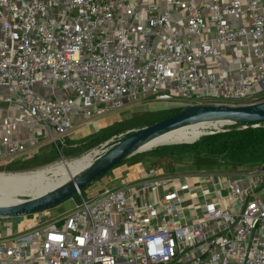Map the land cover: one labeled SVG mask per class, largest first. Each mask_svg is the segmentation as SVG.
I'll return each mask as SVG.
<instances>
[{
	"label": "built area",
	"instance_id": "2783aa9c",
	"mask_svg": "<svg viewBox=\"0 0 264 264\" xmlns=\"http://www.w3.org/2000/svg\"><path fill=\"white\" fill-rule=\"evenodd\" d=\"M148 97L264 101V0H0V106L40 127L2 137L0 162L40 138L62 154L77 119ZM145 179L89 201L80 192L71 215L20 234L6 222L0 264H264V169Z\"/></svg>",
	"mask_w": 264,
	"mask_h": 264
},
{
	"label": "water",
	"instance_id": "95a60500",
	"mask_svg": "<svg viewBox=\"0 0 264 264\" xmlns=\"http://www.w3.org/2000/svg\"><path fill=\"white\" fill-rule=\"evenodd\" d=\"M210 124L201 137L224 131L236 125L264 124V101L246 106L201 105L184 107L180 112L151 126L129 133L82 172L61 186L18 204L0 207V217L12 218L42 212L72 198L115 167L148 149L157 139L184 128ZM195 143V142H194ZM160 147V146H158ZM155 147V148H158ZM154 149V148H153Z\"/></svg>",
	"mask_w": 264,
	"mask_h": 264
},
{
	"label": "rangeland",
	"instance_id": "374dc122",
	"mask_svg": "<svg viewBox=\"0 0 264 264\" xmlns=\"http://www.w3.org/2000/svg\"><path fill=\"white\" fill-rule=\"evenodd\" d=\"M185 104L186 103L181 100H177L173 102H159V101L154 100L151 97H148L147 99H140L136 102L129 103L123 109L119 111L112 112L108 115H105L99 118H95V120L91 121L94 123L93 127H92V124H90L91 126H89V129L91 130L95 129V130H98V132H103L104 129L113 128L115 132H121V131H126L131 128H142L144 126L146 127L151 126L155 123H158L168 118L172 112L171 110L181 108V107L182 108L188 107ZM89 129L86 130V133L91 132V130ZM192 144L194 143L176 144V145L182 146V145H192ZM169 145H172V144H165L160 147L169 146ZM176 145H173V146H176ZM94 150L95 149H91L86 152L77 153V154L75 150L67 151L62 154L57 152V155L55 157L51 156L49 160H47L49 163L45 165H41L37 168H33L30 170H26V171H20V172L0 171V174L16 176L18 174H25V173H32V172H39V171H59L65 168L66 166L74 164L82 160L83 158L87 157L88 155H91V153ZM163 160L161 159V156L159 154L151 153V154H146L145 157H140L138 159H134V160L132 159L130 161H127L125 164H123L126 167L122 173V176L124 178L123 181H128L130 183L131 188L143 186L144 182L146 181L145 177L152 176V173H151L152 169H150L151 167H153L155 171L159 173L164 172V169L162 166V164H164ZM182 162H186V161L183 160ZM142 165H143V168H141ZM119 167L120 166L115 167L104 177L105 178L106 176L113 177L117 173L115 170L118 169ZM187 167H189V165H187ZM197 167L195 166V169H194L196 173L190 174V175H200V174L205 173L204 170L200 169L199 171ZM2 169H6V166L4 165V163L0 162V170ZM255 169L251 168L253 172L262 170V169L260 170H255ZM142 174L145 175L143 179H142L143 177ZM87 190L88 189L83 190L84 191L83 196L86 201H89L92 197L98 194L96 192L91 195ZM31 197H33L32 194H21L17 196V198L21 201L30 199ZM78 197L79 196L77 194L73 196L72 198H69L63 201L62 203L56 206H53L45 211L30 213L27 215V220H24V216H15V217L8 218V219L0 217V240L3 238L4 232H6L5 230L6 222L8 223L12 222L13 224H15L14 232L16 234H20L23 232V230L33 227L38 219H41L43 224L53 223L55 222L56 219H59L64 216H69L74 212L78 203L80 202V199Z\"/></svg>",
	"mask_w": 264,
	"mask_h": 264
},
{
	"label": "crops",
	"instance_id": "0c3cea01",
	"mask_svg": "<svg viewBox=\"0 0 264 264\" xmlns=\"http://www.w3.org/2000/svg\"><path fill=\"white\" fill-rule=\"evenodd\" d=\"M43 94L46 96L47 94L49 95V93L46 91H44ZM27 119H28L27 113L20 108H15V107L10 108L7 106H0V141L2 137L8 135L15 136L20 140L22 139L28 141L31 138L33 132L37 131L38 133H40L39 126L24 124ZM92 120H95V118H93ZM91 121L82 122L80 119L76 120L77 125L75 129L68 134L66 138V144L62 148L63 153L67 151L75 150L77 154V153L86 152L91 149H97L101 145L105 144L106 142L110 141L116 136H120V135L126 136L129 133H132L134 131L146 127L144 126L142 128H131L121 132H115L113 128H107L104 129L103 132H98V130L89 129V126H91L90 124H92V127L94 124ZM14 123H17V126ZM88 129L91 130V132L86 133V130ZM151 153H157L161 156L162 160L164 159L163 160L164 164H162L164 172L159 173L155 171L153 167L150 168L152 169L151 173L153 177L174 176L176 178H180V177H184V175L187 176L196 173L194 171L196 163L194 161L193 154L190 151H188V149H182V147L178 145L176 146L169 145V146L154 148L152 150L139 153L127 161H130L132 159L133 160L138 159L140 157H145L146 154H151ZM56 155H57V151L55 150L54 145L49 143L48 141H43V139L40 138V143L38 146H36L35 148L34 147L30 148L24 155L20 156L17 160L31 159L33 157H39L41 159L49 160L51 156L55 157ZM183 160H185L186 162H182ZM14 161H10V162L7 161L1 163H4V165L7 167L13 164ZM126 162H124L123 164H125ZM123 164L119 165L120 167L115 170L117 173L113 177L106 176V178L104 177L103 179L98 180L96 183L88 187L87 191L91 195L96 192L98 193L96 196L92 197L91 199H95L99 197L102 193H104L108 189H119L123 187H128L129 189H133L131 188L130 183L128 181H123L124 178L122 176V173L126 168ZM187 165H189V167H187ZM141 168H143V165L141 166ZM197 169L200 171L201 168L197 167ZM209 173H213V172H209ZM237 173H235L234 171L231 172L229 170H225L222 172V174L226 176L227 175L235 176ZM142 176L143 179L145 175L142 174ZM189 185L192 187L193 181L189 182Z\"/></svg>",
	"mask_w": 264,
	"mask_h": 264
},
{
	"label": "trees",
	"instance_id": "16d2710c",
	"mask_svg": "<svg viewBox=\"0 0 264 264\" xmlns=\"http://www.w3.org/2000/svg\"><path fill=\"white\" fill-rule=\"evenodd\" d=\"M183 108L171 110L169 117ZM259 125L256 128L250 125L226 127L223 132L203 136L196 143L181 147L193 154L196 166L209 172L248 173L253 172L251 168L264 169V124ZM47 160L39 157L17 160L0 171H26L49 163ZM81 193L84 195V191Z\"/></svg>",
	"mask_w": 264,
	"mask_h": 264
},
{
	"label": "bare ground",
	"instance_id": "6f19581e",
	"mask_svg": "<svg viewBox=\"0 0 264 264\" xmlns=\"http://www.w3.org/2000/svg\"><path fill=\"white\" fill-rule=\"evenodd\" d=\"M210 126V124H201L171 132L157 139L148 149L165 144L194 143ZM94 160V154H91L59 171H39L16 176L0 174V207L20 203L21 200L17 198L18 195L32 194L33 197H37L59 187L85 170Z\"/></svg>",
	"mask_w": 264,
	"mask_h": 264
}]
</instances>
